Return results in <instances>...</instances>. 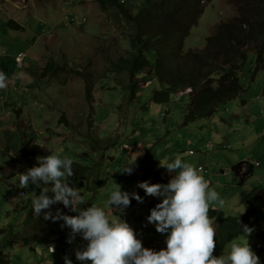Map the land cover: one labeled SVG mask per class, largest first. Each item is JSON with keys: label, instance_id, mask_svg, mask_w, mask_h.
Returning <instances> with one entry per match:
<instances>
[{"label": "rangeland", "instance_id": "374dc122", "mask_svg": "<svg viewBox=\"0 0 264 264\" xmlns=\"http://www.w3.org/2000/svg\"><path fill=\"white\" fill-rule=\"evenodd\" d=\"M143 1L125 3L136 12ZM252 6L239 0L207 2L206 12L185 40V50L204 49L222 20L240 19ZM120 16L97 0H0V64L5 62L0 70L8 77L7 87L0 90V105L5 104L0 113L5 117L0 119V264H65L62 248L72 244L73 250L65 253L72 264H91L76 257L88 243L81 235L68 243L71 229L63 226L64 221L54 225L45 220L49 210L39 217L34 214L32 200L51 185L19 186L18 174L38 166L19 156L21 142L30 134L43 157L68 156L89 168L80 180L69 179L70 187L84 193L83 201L105 206L116 184L121 191L138 194L143 203L133 198L134 204L123 212L116 206L106 210L110 218L127 222L146 248L166 249L167 234L158 233L156 225L148 222L162 198L148 196L138 184H153L161 163L173 162L178 153L185 162L206 170L202 175L225 201L215 209L239 216L253 204L261 209L257 219L264 224V205L259 202L260 198L264 203V73L251 80L255 56L248 55L239 74L245 88L241 97L219 106L211 118L185 125L190 90L172 94L167 103H156L153 93L164 87L142 77L147 82L139 81L136 98L129 99L128 75L114 65L130 49L125 38L129 25ZM10 20L21 29L11 27ZM19 54L25 55L21 67L15 63ZM17 73L24 75L14 79ZM236 156L261 163L243 183L232 172L240 161ZM131 164L132 174L123 172ZM175 174L169 175V181ZM57 210L68 208L62 203L51 206L53 215ZM245 235L235 240L242 244L247 238L264 264V251L255 247V233ZM50 243L55 254L47 250Z\"/></svg>", "mask_w": 264, "mask_h": 264}, {"label": "trees", "instance_id": "16d2710c", "mask_svg": "<svg viewBox=\"0 0 264 264\" xmlns=\"http://www.w3.org/2000/svg\"><path fill=\"white\" fill-rule=\"evenodd\" d=\"M97 1L104 9L108 6L116 9L129 25L125 38L130 42V49L126 56H120L114 63L117 70L128 75L129 99L136 98L139 81L147 82L148 78L164 87L154 91L152 100L156 103H167L172 94L190 90L185 125L197 119L211 118L219 106L241 97L245 88L239 74L250 53L255 56L251 80L260 71L264 73V0H239L240 3L255 6L250 7L240 19L222 20L215 34L206 39L202 50H185V40L199 24L206 12L205 5L211 0H144L136 12L121 0ZM8 23L17 30L21 29L16 21ZM49 67L44 71L50 70ZM44 71L41 74H45ZM87 95L91 97L90 89ZM61 119L67 124L64 117ZM33 141L32 138H25L21 142L19 156L37 163V157H43L44 152ZM88 169L73 162L74 175L69 179L80 180L87 175ZM153 180V184L166 185L169 183V172L162 167L155 172ZM80 194L84 199V193ZM254 200L258 198L251 201ZM259 202L264 205L260 198ZM91 205L88 199L77 207L87 209ZM260 210L250 204L239 216L227 215L215 208L210 211L217 222L218 244L214 255L225 254L227 245L243 234V225L253 229L257 241L255 247L258 252H263L264 224L257 219ZM62 214L75 216L78 212L68 209ZM61 221L52 223L56 225ZM38 223L43 224L42 221ZM23 240L27 241L26 238Z\"/></svg>", "mask_w": 264, "mask_h": 264}, {"label": "clouds", "instance_id": "9594fccd", "mask_svg": "<svg viewBox=\"0 0 264 264\" xmlns=\"http://www.w3.org/2000/svg\"><path fill=\"white\" fill-rule=\"evenodd\" d=\"M23 75L17 73L13 78H22ZM7 83L8 77L0 70V90L5 89ZM37 163L39 166L18 174L19 186L51 185L32 200L33 212L39 217L49 210L44 214L45 220L64 221L63 226L71 229L68 243H72L77 235L88 242L84 250L76 252L79 261H91V264H260L247 238L242 244L233 240L227 254L214 255L218 244L217 222L210 211L214 206H223L225 201L202 175V170L185 162L182 154H176L171 163H161L170 174L176 173L169 183L144 181L138 184L148 196L162 198L148 217V222L156 225L158 233L167 234V248L160 251L144 247L127 222L117 216L110 218L106 210L111 208L113 211V206H116L123 212L133 198L143 203L138 194L121 191V186L116 184L105 206L92 204L86 210L80 209L77 207L83 201L80 189L69 186V178L74 175L73 160L52 153L37 157ZM132 165L123 172L132 174ZM49 192L53 195L49 196ZM59 203L79 214L70 216L57 210L53 215L51 206ZM243 231L246 237L252 234L253 229L243 225ZM49 250L54 253V246ZM65 264H72V261L65 257Z\"/></svg>", "mask_w": 264, "mask_h": 264}, {"label": "water", "instance_id": "95a60500", "mask_svg": "<svg viewBox=\"0 0 264 264\" xmlns=\"http://www.w3.org/2000/svg\"><path fill=\"white\" fill-rule=\"evenodd\" d=\"M254 166L247 160L239 161L233 168L232 172L237 180L241 183L246 181L253 174Z\"/></svg>", "mask_w": 264, "mask_h": 264}, {"label": "crops", "instance_id": "0c3cea01", "mask_svg": "<svg viewBox=\"0 0 264 264\" xmlns=\"http://www.w3.org/2000/svg\"><path fill=\"white\" fill-rule=\"evenodd\" d=\"M14 21V20H13ZM0 100H2V97L0 96ZM245 102H244V104H243V106L245 107ZM5 106V104L3 103L2 105H0V113H3L4 111H5V109H3V107ZM233 117L234 118H236V116H234L233 115ZM1 118H5V117H1L0 116V119ZM223 123H225V122H223ZM30 138H32V139H34V135L33 134H30ZM36 142V140H34L33 141V143H35ZM38 145V144H37ZM236 158L238 159V160H240V161H242V160H244L245 158H244V156L242 157V156H236ZM253 160H256V159H252V160H247V161H249L250 163H251V161H253ZM257 161H259V160H257ZM256 168H258V167H256V166H254V169H253V174L255 173V170H256ZM202 172H204V171H202ZM252 174V175H253ZM169 175H170V173H169ZM251 175V176H252ZM171 177V176H170ZM51 246V243L48 245V252L50 253V254H55L56 253V251L54 252V253H52L50 250H49V247ZM156 247V249H157V247H158V245H156L155 246ZM73 244L72 245H70L69 247H63L62 249L65 251V253H67V252H69V251H72L73 249ZM158 251H160L159 250V248H158ZM64 253V256L66 257V254ZM51 258V257H50ZM50 258H48V260L50 259ZM65 259V258H64Z\"/></svg>", "mask_w": 264, "mask_h": 264}, {"label": "built area", "instance_id": "2783aa9c", "mask_svg": "<svg viewBox=\"0 0 264 264\" xmlns=\"http://www.w3.org/2000/svg\"><path fill=\"white\" fill-rule=\"evenodd\" d=\"M121 2H126V0H121ZM76 20V19H75ZM73 20V21H75ZM83 21H86V18L83 19ZM24 57L25 55L24 54H19L16 58H15V61H16V65L18 67H21L22 66V63H23V60H24ZM190 153H193V151H190ZM251 163L253 164V166H256V167H260L261 166V163L257 160H253L251 161ZM198 169H201L202 171L206 172V170L204 169V167L202 166H199ZM163 240V238H162ZM156 246V243L152 244V247H155Z\"/></svg>", "mask_w": 264, "mask_h": 264}]
</instances>
